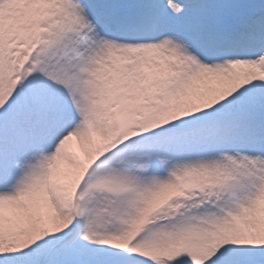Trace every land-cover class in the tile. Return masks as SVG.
I'll use <instances>...</instances> for the list:
<instances>
[{"label": "snow or ice", "instance_id": "snow-or-ice-1", "mask_svg": "<svg viewBox=\"0 0 264 264\" xmlns=\"http://www.w3.org/2000/svg\"><path fill=\"white\" fill-rule=\"evenodd\" d=\"M0 264H264V0H0Z\"/></svg>", "mask_w": 264, "mask_h": 264}]
</instances>
